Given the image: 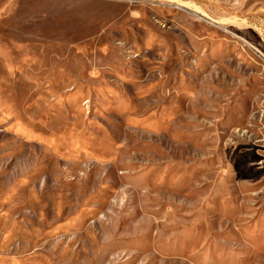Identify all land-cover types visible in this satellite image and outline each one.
<instances>
[{"label": "rangeland", "instance_id": "1", "mask_svg": "<svg viewBox=\"0 0 264 264\" xmlns=\"http://www.w3.org/2000/svg\"><path fill=\"white\" fill-rule=\"evenodd\" d=\"M0 264H264V0H0Z\"/></svg>", "mask_w": 264, "mask_h": 264}, {"label": "bare ground", "instance_id": "2", "mask_svg": "<svg viewBox=\"0 0 264 264\" xmlns=\"http://www.w3.org/2000/svg\"><path fill=\"white\" fill-rule=\"evenodd\" d=\"M172 1V0H171ZM182 4V3H181ZM183 7H185V8H187V9H189L190 11H193V12H195V13H199V14H201V15H203V16H205L204 14L205 13H201L198 9H196V8H193V7H189V6H186V5H182ZM181 6V7H182ZM195 7V6H194Z\"/></svg>", "mask_w": 264, "mask_h": 264}]
</instances>
